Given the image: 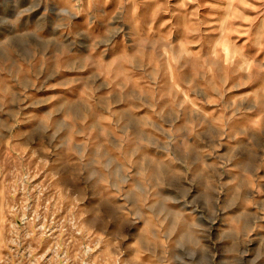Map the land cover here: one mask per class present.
<instances>
[{
    "label": "clouds",
    "instance_id": "9594fccd",
    "mask_svg": "<svg viewBox=\"0 0 264 264\" xmlns=\"http://www.w3.org/2000/svg\"><path fill=\"white\" fill-rule=\"evenodd\" d=\"M225 7L208 36L199 18L153 28L169 11L156 0H0V143L16 144L0 159L5 193L23 188L26 212L27 186L48 169L36 188L57 186L70 205L67 235L49 225L53 243L30 264H264V86L227 98L264 73L237 43L264 20V0ZM173 67L193 69L179 90L192 99L174 87L161 105L153 90ZM46 87L64 92L33 95ZM121 102L148 111H112ZM13 228L6 247L27 239Z\"/></svg>",
    "mask_w": 264,
    "mask_h": 264
},
{
    "label": "rangeland",
    "instance_id": "374dc122",
    "mask_svg": "<svg viewBox=\"0 0 264 264\" xmlns=\"http://www.w3.org/2000/svg\"><path fill=\"white\" fill-rule=\"evenodd\" d=\"M157 3L167 2L169 4V11L161 13L155 24L152 25L153 28H159L160 31L166 32L173 24L183 25L186 22H195L197 18L203 20L205 23L202 26V30L208 35L212 36L214 33L211 31L213 28L217 27V22L223 19L228 15V10L225 5L229 0H184L187 4V7L181 8L178 5L181 3V0H156ZM252 2V0H249ZM239 3V0H237ZM155 7V3L151 4L146 10L150 13L151 10ZM235 13H243L244 15L255 16V12L248 9H243L242 6L232 9ZM175 13V15H173ZM165 21H170L166 24ZM150 22V17H149ZM234 26H239L240 28L248 27L244 21L233 20L231 22ZM147 27V25H146ZM181 36V29L174 31V38L179 39ZM235 38V34H234ZM264 40V20L257 21L251 25L250 31L247 35L240 34L237 43L244 44L246 52L249 56H256V59L264 60V51L259 47V41ZM207 46L205 45V48ZM192 68L188 67L183 69V71H178L175 67L166 68L167 75L161 79L160 88L157 92L153 90L155 95H158L160 98L161 105L169 103L171 96L163 95L165 92H170L174 87L179 92L180 89H184L185 85L181 83V76L184 73L191 74ZM142 73L137 71L131 75V80L133 82L143 83L141 81ZM125 78H128L127 73ZM241 77L237 76L234 79L238 80ZM50 84H55L56 81H50ZM264 86V73L257 75L256 79L239 89H232L228 94L227 98L232 99L235 97H242L257 88ZM108 89H104L106 93ZM64 90L61 88L48 89L46 87L43 93L34 92L33 95H60L63 94ZM77 94H79V89H77ZM180 100L192 99V94L185 92H179ZM215 108V105H205V111H212ZM124 109H129L136 111L137 115H143L148 111L147 108H139L131 103L121 102L115 104L112 108L114 112H121ZM100 115H103L107 119L108 112L107 109L97 112V118ZM127 115L121 117V119H126ZM111 119H115L114 117ZM178 123H183V120ZM116 135H119V131L113 129ZM190 139L193 142L199 143L196 140L195 134H193ZM15 149V142L5 140L3 143H0V159L9 152V150ZM14 154V152H13ZM31 168L35 169L37 167L36 163H32ZM48 169H45L44 172H40L35 176V179L27 186L29 200L28 203L31 205V208L26 212H21L18 209L21 201L25 196V190L20 188L15 192L5 193L4 189V177L0 176V264H30V262L38 255L43 253L46 249L52 245V237L45 234L48 226L51 225L52 229L56 231L52 232V236L57 237L61 240L67 235L63 229L67 228V224L63 223L65 216L67 214L68 207L63 202L59 201V194L57 193V186H50L47 190L41 192L36 188V185H40L42 182L47 184L48 180L46 178V173ZM264 175V173H262ZM11 179V178H9ZM261 186H264V181H261ZM7 195V204H5V197ZM33 212H36L39 216L38 219L33 218ZM25 216V221L20 219V216ZM16 226L19 229L20 237H27L24 240L23 244H20L17 247L16 244L8 243L7 247L5 246L6 241L13 239V226ZM32 233V235H28ZM38 241V243H37ZM27 249V251H26ZM52 253L49 252L46 260L51 257ZM40 264H45L44 261H41Z\"/></svg>",
    "mask_w": 264,
    "mask_h": 264
}]
</instances>
